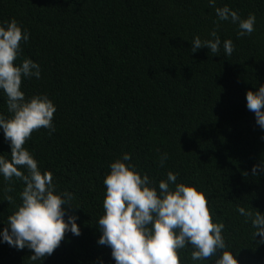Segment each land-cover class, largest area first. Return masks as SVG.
<instances>
[{"label":"trees","instance_id":"1","mask_svg":"<svg viewBox=\"0 0 264 264\" xmlns=\"http://www.w3.org/2000/svg\"><path fill=\"white\" fill-rule=\"evenodd\" d=\"M225 5L255 15L250 35L238 38L208 0H0V24L15 19L29 33L14 63L40 66L39 79H22L25 98L46 94L56 107L55 131H33L24 147L57 192L73 194L65 219L74 211L80 227L42 262L0 242V264H115L97 243V220L109 164L124 153L154 184L172 171L202 190L239 264H264V243L237 211L264 214V174H252L264 161V130L246 106V92L264 84V0H216ZM213 29L232 40L230 56L222 44L218 55L206 46L192 52L193 38ZM6 100L0 92V114L10 118ZM0 155L11 159L2 129ZM24 187L0 176V229L14 210L5 197L19 204ZM191 251L178 250L180 264H210L192 261Z\"/></svg>","mask_w":264,"mask_h":264},{"label":"clouds","instance_id":"2","mask_svg":"<svg viewBox=\"0 0 264 264\" xmlns=\"http://www.w3.org/2000/svg\"><path fill=\"white\" fill-rule=\"evenodd\" d=\"M208 6L215 8L219 21H231L238 26V38L254 31L255 15L241 18L227 5L216 7V0H208ZM209 37L195 36L192 52L206 46L218 55L222 44L226 56L233 53L232 40L222 42L216 29ZM28 40V31L15 19L0 24V92L6 96L7 109L12 114L10 118L0 114V129L11 148L10 160L0 155V176L5 181L15 177L25 185L19 204L12 196L5 197L14 204V210L6 218L7 226L0 229V242L17 250L28 248L32 252L30 260L42 262L59 247L66 233L79 236L80 227L74 211L65 219L67 206L73 205V194L66 190L57 192L52 173L42 172L24 147L33 131H55L52 121L56 111L46 94L25 98L21 90L23 78L39 79L41 75L39 64L30 58L14 63L22 51L20 42ZM246 106L264 130V84L246 92ZM109 169L103 180L106 191L103 215L97 220L101 233L97 243L111 249L115 264H180L178 250L186 246L192 248L190 258L194 262L239 264L222 235L224 225L212 221L202 190L192 184L177 183V175L172 171L154 184L131 164L128 153L112 161ZM252 174H264V161L252 166ZM237 211L246 223L251 222L254 237H260L259 243H264V214L240 206ZM98 264H103L102 258H98Z\"/></svg>","mask_w":264,"mask_h":264}]
</instances>
